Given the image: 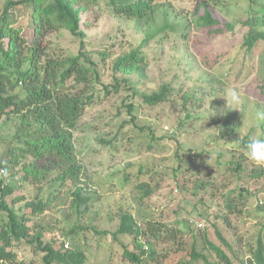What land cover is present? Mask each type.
I'll list each match as a JSON object with an SVG mask.
<instances>
[{"label":"rangeland","instance_id":"374dc122","mask_svg":"<svg viewBox=\"0 0 264 264\" xmlns=\"http://www.w3.org/2000/svg\"><path fill=\"white\" fill-rule=\"evenodd\" d=\"M6 1L0 0V15ZM208 1L218 20L236 25L234 32L208 36L205 30L194 29L187 39L168 34V38L156 39L141 47L146 38L145 30L135 21L113 16L104 0H99L95 8L99 19L86 30L84 50L97 64L100 80L88 87L87 91L94 92L96 98L74 132L78 158L85 168L82 186L87 192H95L97 200L81 216L71 209L69 195L59 197L54 208L39 221L47 243L64 242L65 249L83 253L85 264H134L125 256L126 250L136 251L133 237L114 236L120 227L121 214H133L143 227L148 220L171 224L176 220L174 211L179 201L174 182L162 173L152 182L149 175L141 176V180L150 182L151 186L157 182L158 185L150 198L137 202V191L133 187L137 182L138 165L150 164L164 169L171 165L180 149V152H192L194 164L202 168L198 175L189 173L193 181L215 182L214 191L200 193L199 199L205 203H211L212 198L217 200L214 213L226 214L231 222V230L219 222L220 231L234 249L242 248L243 253L239 259L234 258L212 229L209 240L223 248L233 264H242V258L250 256L249 251L264 234V211L258 209V205L264 203V191L250 199L241 215L227 213L222 195L234 188L236 181L228 174H221L223 168L216 163V156L227 152L223 162L230 160L229 152L238 149L237 140L250 133L251 137L264 138V96L254 89L264 77V44L259 43L252 53L246 54L242 44L247 28L241 25L249 15L260 14L264 0ZM197 2L176 0L174 5L177 12L188 17L196 10ZM260 31L264 32V25ZM48 42L54 49L53 54L63 57L78 56L82 46L81 40L66 30L50 35ZM138 48L145 56L144 74L116 71L115 61ZM215 57L218 62L214 64ZM125 79L133 84L136 95L124 83ZM116 80L121 82L119 90L105 93L104 86H114ZM164 86L173 92L168 101L154 106L143 103L141 95L160 92ZM188 95L191 97L186 101ZM128 104L136 108L133 115L136 121L128 113ZM151 132L159 141H151ZM10 134L11 130L5 128L0 119V156L7 146L1 137ZM246 163V175L258 170L249 158ZM20 172H23L22 165L12 170V175L16 177ZM125 173H130L131 177L127 183L123 180ZM249 177L245 183L251 190L264 188V178L252 180ZM19 186L18 194L27 199H34L39 191L38 185L29 180H20ZM22 206L23 203L13 208L19 210ZM194 225L205 229L207 222L203 217H196ZM73 226L82 229L74 242L66 235ZM186 240L192 243L191 237L186 236ZM174 246L175 242H159L156 251L161 257L168 254L170 259L178 260L182 257L173 253ZM16 253V264H43L44 254L37 248L23 244ZM170 259H162V264L176 261Z\"/></svg>","mask_w":264,"mask_h":264},{"label":"trees","instance_id":"16d2710c","mask_svg":"<svg viewBox=\"0 0 264 264\" xmlns=\"http://www.w3.org/2000/svg\"><path fill=\"white\" fill-rule=\"evenodd\" d=\"M175 1L104 0L113 16L135 21L145 30L146 38L141 47L153 40L168 38V34L187 39L194 29L205 30L208 36L235 31L236 25L222 23L215 17L208 0H198L196 10L188 17L176 11ZM98 2L7 0L0 15V119H3L5 128L11 130L10 136L1 137L7 146L0 156V168H7L9 177L0 179V264H16V249L23 244L43 253V264H85L83 253L65 249L64 242L55 240L47 243L39 221L63 195L70 196L71 209L81 216L97 200L95 192H87L82 186L85 168L78 158L74 132L85 110L96 98L94 92L87 91L88 87L100 80L97 64L84 50L86 30L99 19L95 11ZM259 11V15H249L241 22L242 27L247 28L242 44L246 54L252 53L259 43L264 44V32L260 31L264 25V8ZM61 30L81 40L78 56L53 54L48 38ZM144 61L145 56L138 48L118 58L114 67L123 73L143 75ZM217 62L215 57L213 63ZM116 82L114 86L105 85V93L112 89L118 91L121 82ZM124 83L136 95L130 80L125 79ZM254 89L264 96V77ZM172 93L171 88L164 86L160 92L143 94L140 98L143 103L154 106L168 101ZM190 97L186 96V101ZM126 108L136 121L133 116L135 106L128 104ZM187 117L191 118L190 115ZM151 135L152 142L159 141L155 133L151 132ZM249 138L251 133L237 140L238 149L229 152L232 156L230 160L223 162L227 152H219L216 156V163L223 168L221 174H228L236 181L235 187L227 189L222 195L227 213L241 215L250 199L264 191V188L253 191L245 183L248 176L252 180L264 178V166H258V170L246 175L248 157L245 145ZM29 159L31 162H28ZM194 159L192 152H180L179 149L171 165L164 169L150 164L138 165L137 182L133 187L137 191V202L150 198L158 185L157 182L151 186L150 182L141 180V176L149 175L152 182L162 173L174 182L179 201L174 211L176 220L171 224L148 220L143 227L133 214H121L120 227L114 236L133 237L136 251H125L126 258L132 263L162 264V259L171 257L168 254L161 257L156 251V243L175 242L173 253L182 258L177 260L172 257L170 260L176 261L171 264H233L231 256L209 240L211 229L228 246L234 258L239 259L243 253L242 248L234 249L220 231L219 222L226 224L229 230L231 222L226 214L214 213L217 200L212 198L211 203H205L202 198L199 199L200 193L214 191L216 185L210 179L199 182L188 176L190 172L196 175L201 172V166L195 165ZM21 165L23 172L14 177L12 170ZM19 179L38 185L39 191L34 199L18 194ZM130 179V173H125L124 183ZM21 203L23 206L19 210L13 208ZM258 209L264 211V203L258 205ZM196 217L206 220L205 229L194 225ZM32 222L34 225L30 226ZM80 230L79 226H73L66 235L74 242ZM186 236L191 237L192 243H187ZM249 253L248 258H242V264H264V234L258 237L255 248Z\"/></svg>","mask_w":264,"mask_h":264},{"label":"clouds","instance_id":"9594fccd","mask_svg":"<svg viewBox=\"0 0 264 264\" xmlns=\"http://www.w3.org/2000/svg\"><path fill=\"white\" fill-rule=\"evenodd\" d=\"M235 99V93L232 94ZM245 152L248 158L257 166H264V138L251 137L245 145ZM0 177L7 179L9 172L7 168H0Z\"/></svg>","mask_w":264,"mask_h":264}]
</instances>
